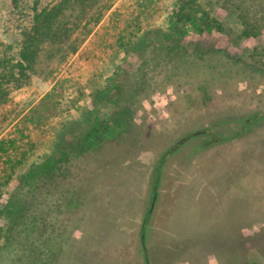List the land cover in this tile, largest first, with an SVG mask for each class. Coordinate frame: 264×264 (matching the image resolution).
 <instances>
[{
	"label": "rangeland",
	"instance_id": "rangeland-1",
	"mask_svg": "<svg viewBox=\"0 0 264 264\" xmlns=\"http://www.w3.org/2000/svg\"><path fill=\"white\" fill-rule=\"evenodd\" d=\"M223 1L213 0L223 29L189 33L186 54L202 58L176 70V60L144 64L113 48L138 14V35L167 30L176 0H0V165L36 144L12 178L0 172V264H41L53 239L54 264H264V27L245 35ZM35 13L50 26L26 46L17 24ZM124 64L148 75L130 101L131 129L30 189L40 227L7 254L4 206L58 142L77 140L97 105L102 118L125 105L110 108L99 93ZM64 210L75 212L68 221Z\"/></svg>",
	"mask_w": 264,
	"mask_h": 264
},
{
	"label": "trees",
	"instance_id": "trees-1",
	"mask_svg": "<svg viewBox=\"0 0 264 264\" xmlns=\"http://www.w3.org/2000/svg\"><path fill=\"white\" fill-rule=\"evenodd\" d=\"M145 1L148 4H152L155 0ZM176 3V14L167 30H163L162 28L150 29L140 36L135 30L142 29L140 26V23H142L141 17L139 14L131 17L130 22H134L135 24L132 30H128L125 26L116 32V41L113 47L116 49V52L136 53L144 64H157L163 60H176V70L180 69L183 65L186 67L190 66L193 61H199L202 56H190L186 54L189 52L185 37L192 32L202 35L210 34L216 30L223 29L224 26L221 20L213 13V0H176ZM223 4L239 10V17L242 21L245 35L256 36L258 35V30L264 27V0H257L256 2L253 0H224ZM28 21H30V24L27 22H18L17 24V27L27 34L26 46L34 42V34L38 30L41 31V28L39 29L40 26L45 25L49 27L51 22V20H41L40 13H35L33 18H30ZM180 53L183 54L180 55ZM147 78L146 71L139 74L137 71H131L125 64L119 67V71L111 84L103 91L99 90L101 91L99 93L101 99L105 98L109 101L110 105L108 107L110 108L122 105L123 102H125V105L118 112L116 111L112 117L105 116L103 118L97 105L96 111L93 110L92 121L75 142L71 141L68 144L58 142L52 157L36 164L24 177L25 191L11 197L3 208L4 213L7 214L9 219V223L4 230L6 240L8 241L6 247L7 254H12L10 247L13 243L20 241L23 232L26 234L34 233L40 227L39 219L42 218L40 214L41 209L34 206L32 202H28L27 194L34 187H37L39 182L48 173L61 169V163L66 162L72 156H79L88 150L95 149L98 146L97 142H105V139L130 130L134 112L130 101L135 96V93L144 90ZM29 117L25 116V119ZM30 141L28 146L30 148L28 150H24L26 143L22 144L15 159L5 162L9 164L7 169L5 165H0V172L2 176L4 175V178H12L20 165L24 164L30 150L36 145L35 142ZM73 213L64 210L61 212V215L65 216L64 221H68L73 217ZM51 245L48 256L41 259V264H54L58 258L61 250L60 240L53 239Z\"/></svg>",
	"mask_w": 264,
	"mask_h": 264
},
{
	"label": "flooded vegetation",
	"instance_id": "flooded-vegetation-1",
	"mask_svg": "<svg viewBox=\"0 0 264 264\" xmlns=\"http://www.w3.org/2000/svg\"><path fill=\"white\" fill-rule=\"evenodd\" d=\"M157 197H158V189H157V186L155 185L154 186V189H153V192H152V201H151V207H150V210L153 209V207L155 206L156 204V201H157ZM149 210V211H150ZM145 222L147 221L146 219L144 220ZM145 236H146V233H145V229L143 228L142 230V233H141V245L143 246V248L145 250L146 249V241H145ZM145 259L148 261V256L145 257Z\"/></svg>",
	"mask_w": 264,
	"mask_h": 264
}]
</instances>
